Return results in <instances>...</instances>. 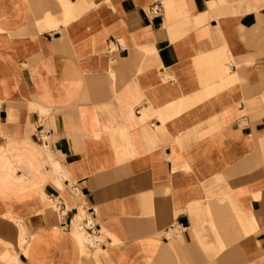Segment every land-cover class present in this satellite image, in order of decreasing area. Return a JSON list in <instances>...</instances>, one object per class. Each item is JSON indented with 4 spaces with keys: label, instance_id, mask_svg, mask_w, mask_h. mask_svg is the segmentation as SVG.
<instances>
[{
    "label": "crops",
    "instance_id": "1",
    "mask_svg": "<svg viewBox=\"0 0 264 264\" xmlns=\"http://www.w3.org/2000/svg\"><path fill=\"white\" fill-rule=\"evenodd\" d=\"M0 264H264V0H0Z\"/></svg>",
    "mask_w": 264,
    "mask_h": 264
},
{
    "label": "bare ground",
    "instance_id": "2",
    "mask_svg": "<svg viewBox=\"0 0 264 264\" xmlns=\"http://www.w3.org/2000/svg\"><path fill=\"white\" fill-rule=\"evenodd\" d=\"M44 149L47 148V146H42ZM84 214L82 212H77L74 214L73 219L71 220V227L74 229H78L79 231L85 232V234H80L77 233L81 242L84 240L86 237L88 244H90L92 247H98L100 240H98V237L96 236L97 234L95 233H90L87 231V227L90 226V222L85 226L83 219H84ZM85 239V240H86Z\"/></svg>",
    "mask_w": 264,
    "mask_h": 264
},
{
    "label": "rangeland",
    "instance_id": "3",
    "mask_svg": "<svg viewBox=\"0 0 264 264\" xmlns=\"http://www.w3.org/2000/svg\"><path fill=\"white\" fill-rule=\"evenodd\" d=\"M45 113H48V110L47 109H45V110H43ZM56 171H57V169H56ZM75 230V235H77V233H80V234H85V232H82V231H79L78 229H74ZM86 239V237L84 238V240L81 242V241H79L81 244H87L88 243V241H87V239Z\"/></svg>",
    "mask_w": 264,
    "mask_h": 264
},
{
    "label": "built area",
    "instance_id": "4",
    "mask_svg": "<svg viewBox=\"0 0 264 264\" xmlns=\"http://www.w3.org/2000/svg\"><path fill=\"white\" fill-rule=\"evenodd\" d=\"M90 226H91V224H90ZM90 226H89V227H90ZM90 228H91V227H90Z\"/></svg>",
    "mask_w": 264,
    "mask_h": 264
}]
</instances>
